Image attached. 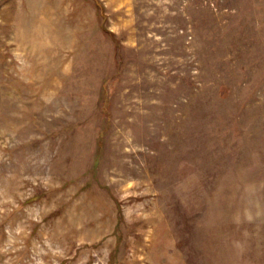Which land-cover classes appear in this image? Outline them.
<instances>
[{
	"label": "rangeland",
	"instance_id": "rangeland-1",
	"mask_svg": "<svg viewBox=\"0 0 264 264\" xmlns=\"http://www.w3.org/2000/svg\"><path fill=\"white\" fill-rule=\"evenodd\" d=\"M0 264H264V0H0Z\"/></svg>",
	"mask_w": 264,
	"mask_h": 264
}]
</instances>
